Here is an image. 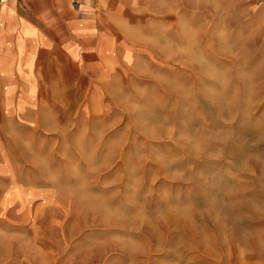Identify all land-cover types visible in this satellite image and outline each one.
Returning a JSON list of instances; mask_svg holds the SVG:
<instances>
[{
  "label": "rangeland",
  "instance_id": "rangeland-1",
  "mask_svg": "<svg viewBox=\"0 0 264 264\" xmlns=\"http://www.w3.org/2000/svg\"><path fill=\"white\" fill-rule=\"evenodd\" d=\"M252 1L154 6L138 57L103 89L45 92L0 139V261L264 264Z\"/></svg>",
  "mask_w": 264,
  "mask_h": 264
},
{
  "label": "crops",
  "instance_id": "crops-1",
  "mask_svg": "<svg viewBox=\"0 0 264 264\" xmlns=\"http://www.w3.org/2000/svg\"><path fill=\"white\" fill-rule=\"evenodd\" d=\"M207 0H0V139L29 123L45 92L103 89L138 57L154 6ZM238 6V0H230ZM215 6H226L215 0ZM251 6H261L252 1ZM264 15V14H263ZM146 21V22H145ZM149 26V25H148ZM67 85V86H66ZM0 264H32L31 260Z\"/></svg>",
  "mask_w": 264,
  "mask_h": 264
}]
</instances>
